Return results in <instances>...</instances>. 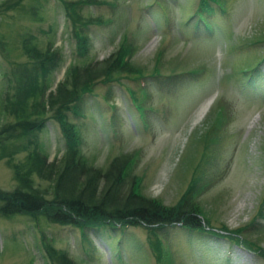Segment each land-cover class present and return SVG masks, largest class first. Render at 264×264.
Listing matches in <instances>:
<instances>
[{"label": "rangeland", "instance_id": "rangeland-1", "mask_svg": "<svg viewBox=\"0 0 264 264\" xmlns=\"http://www.w3.org/2000/svg\"><path fill=\"white\" fill-rule=\"evenodd\" d=\"M107 1L115 5L84 10L112 20L89 29L91 59L104 60L126 34L138 46L135 63L151 72L161 52L163 65L159 78L146 79L151 112L138 113L126 90L129 86L140 95L138 85L129 80H124L126 85L100 84L85 98V116L71 115L81 131L82 151L103 169L114 157L136 154L134 174L141 178L142 194L165 206L179 201L193 176L202 179L201 184L205 177L208 185L199 202L211 216L210 226L246 225L264 202V0H219L213 2L216 9L210 17L203 12L191 17L198 0ZM10 4L0 0V98L7 91L1 73H10L13 64L23 60L22 35H33L41 47L52 42L62 48L66 63L56 82L74 60L75 40L69 38L59 0L35 2V18L11 9L4 12ZM255 61L261 66L257 73H242ZM186 70L199 73L190 76ZM173 71L177 75L166 78ZM221 105L223 119L209 130L215 107ZM8 120L0 115V124ZM37 138L49 160L61 156L65 141L57 123L48 122ZM24 157L20 152L13 162ZM15 185L10 165L0 160V189ZM257 222L261 230L250 229L248 236L264 247V218ZM164 236L172 254L159 264H263L242 247L208 232L177 225L167 227ZM43 237L77 264H156L141 227L83 232L48 222L38 227L27 216L0 217V264H50Z\"/></svg>", "mask_w": 264, "mask_h": 264}, {"label": "trees", "instance_id": "trees-1", "mask_svg": "<svg viewBox=\"0 0 264 264\" xmlns=\"http://www.w3.org/2000/svg\"><path fill=\"white\" fill-rule=\"evenodd\" d=\"M10 1L4 12L11 9L23 16L36 17L35 2L38 0ZM59 1L65 12L69 38L75 40L74 60L71 59L66 67L62 80L56 82L57 73L66 63L62 48L55 47L52 42L41 47L31 34L22 35L20 51L23 60L15 62L10 73H1L6 77L7 91L0 98V115L9 120L0 124V160H7L16 185L12 190L0 189V217L27 216L38 227L48 222L83 232L141 227L146 232L148 247L156 264L172 254L164 236L165 229L180 225L184 230L208 232L211 237L228 239L230 244L253 252L264 264V247L248 236L250 229L261 230L257 219L264 218V202L257 216L246 225L230 229L221 224L217 229L210 226L211 216L199 202L208 185L205 177L201 184L202 179L193 176L179 201L174 206H165L161 200L142 194L141 178L134 174L136 154L124 153L114 157L106 169L91 163L82 151L81 131L72 121L73 117L85 116V98L93 95L100 84L110 87L113 84L126 85L124 80H129L138 85L140 95L126 87L138 113L153 111L146 105L150 96L146 79L161 76L163 53L156 54L154 67L148 72L145 66L134 62L138 46L124 34L108 57L94 61L90 57L89 29L109 25L112 20L94 17L84 10L95 6L113 7L115 4L107 0ZM216 1L219 0H198L197 10L191 17L202 12L207 17L214 15L216 7L213 2ZM260 68V62L255 61L242 73L251 71L255 74ZM173 73L166 78L177 75L175 71ZM198 73L186 70L185 74L195 76ZM249 80L252 82L253 77ZM109 98L107 94L105 99ZM215 111L209 124L212 131L223 119L224 106H216ZM50 121L58 124L65 141L61 156L53 160H49L37 138ZM209 130L206 133H211ZM23 151L26 157L14 163L13 159ZM42 243L50 264H77L65 250L54 247L51 239L43 237Z\"/></svg>", "mask_w": 264, "mask_h": 264}, {"label": "bare ground", "instance_id": "bare-ground-1", "mask_svg": "<svg viewBox=\"0 0 264 264\" xmlns=\"http://www.w3.org/2000/svg\"><path fill=\"white\" fill-rule=\"evenodd\" d=\"M208 106H209V105H207L206 107H204V108L200 111V113H199V118L202 117V116L205 114V112H207L206 109H207Z\"/></svg>", "mask_w": 264, "mask_h": 264}]
</instances>
